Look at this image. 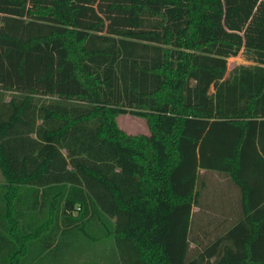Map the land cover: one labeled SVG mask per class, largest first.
Instances as JSON below:
<instances>
[{"label":"trees","instance_id":"trees-1","mask_svg":"<svg viewBox=\"0 0 264 264\" xmlns=\"http://www.w3.org/2000/svg\"><path fill=\"white\" fill-rule=\"evenodd\" d=\"M241 51L256 63L226 75ZM127 112L149 133L121 128ZM199 168L241 196L202 240ZM0 170V264H30L35 236L13 229L42 210L39 251L87 223L119 264H264V0H0Z\"/></svg>","mask_w":264,"mask_h":264},{"label":"rangeland","instance_id":"rangeland-1","mask_svg":"<svg viewBox=\"0 0 264 264\" xmlns=\"http://www.w3.org/2000/svg\"><path fill=\"white\" fill-rule=\"evenodd\" d=\"M250 64L254 63L253 60L248 59L247 56L245 55L244 52H240L237 55L231 56L228 58V70H227V75L230 74V72L234 69V67L238 64ZM8 98V95H7ZM116 120L118 125L123 128L127 133L131 134H136V133H149V128L147 125V122L144 117L138 116L132 113H119L116 115ZM204 186L203 188H200V196H199V209L196 210L197 212L193 214V224L197 223L200 229L196 231V235L198 239H207L211 234L212 230L210 228L211 222L208 220L210 217L211 213L213 212V199H216L217 201H224V197H228V194L232 195V198H234L235 202L233 203V208L236 217L237 211L240 209V205L238 204V195H239V188L232 182V179L224 172H205L204 173ZM5 181V178L0 170V233L7 235L9 232L7 230V225L10 224L9 218L6 215V207H5V202L3 201V193L5 189H3L2 184ZM23 188V186H22ZM17 191H12V196L13 199H17L20 197L21 193L24 191L22 190ZM224 195V196H223ZM25 202L30 203L29 199L26 198L24 199ZM26 210H28V207H25ZM48 211L47 210H42V213H40V223L46 222V224H49L52 222L53 224V217L49 218L50 214H46ZM26 214H32L31 212H27ZM10 215H12L10 213ZM52 216V215H51ZM44 220V221H43ZM51 224V225H52ZM63 226V225H61ZM90 226L88 224L82 225L78 230L79 236H71L66 234L65 232H62L59 234V244L56 246V241L55 245H52L51 247L47 248L43 254V259L46 260L45 264H51L52 261V255H54V259H56V250H59L58 252L63 251L64 256L61 259H64L67 264H87L88 262H91L89 258H94L96 256H103L105 251H106V246H112V242H107L103 240H97V241H92L89 240L88 234H90ZM76 229V228H75ZM73 229V231L75 230ZM19 228H16L14 226L13 232L18 231ZM40 231V233H44ZM46 231V230H45ZM76 232V231H75ZM90 232V233H89ZM56 235V234H55ZM56 238V236H54ZM259 239V238H258ZM261 240H257V245L255 247L253 246V256L255 258H263L264 257V235H262ZM66 240H71L72 246H67L66 247ZM39 241V245L42 244L41 240ZM78 242V244H75V242ZM17 244L19 241H17ZM75 246H78L75 247ZM3 255V252L0 249V260ZM6 256V254H4ZM51 262H50V261ZM93 262V261H92ZM56 264V263H55ZM92 264H99L96 260Z\"/></svg>","mask_w":264,"mask_h":264},{"label":"crops","instance_id":"crops-1","mask_svg":"<svg viewBox=\"0 0 264 264\" xmlns=\"http://www.w3.org/2000/svg\"><path fill=\"white\" fill-rule=\"evenodd\" d=\"M254 63H256V62L254 61ZM254 63H250V64H254ZM226 75H227V73H226ZM210 90H212V87L210 88ZM213 90H214V87H213ZM211 171L221 172L219 170L204 171V168H199V172H211ZM24 186L25 185H23V188H22L23 191H25ZM225 195H228V197H224V198H226V199H224V201H217L216 199H213V210H212L213 212L211 213L210 217L208 218V220L212 223L210 226V228L212 230V234H213V229L217 228L216 225L218 223H220L221 221L225 222V223H230L235 218L234 217L235 212H234V208H233V203L235 202V200H234V198H232V195L228 194V191H227V194H225ZM238 198L239 199L237 201H238V204L240 205V203H241L240 193L238 195ZM198 209H199L198 205L193 206L194 214L197 212L196 210H198ZM39 215L40 214L38 212H34L32 214H26V212H24L21 215L20 219H17V222H15L16 228H19L21 232H24V231L30 232V233H33V236H35V238H32L31 245H28L29 242L27 241L29 236H26V239H25L26 241H24L25 244L28 243L27 245H25V250H26V254L28 255L27 259H30V261H29L30 264H45V260L43 259V256H44L43 252L44 251H43V249H41V251H39V241H38V236H39V232H40V228H39L40 217H39ZM193 229H194L193 233L196 235V231L198 229H200V227L198 226L197 223H195V224H193ZM101 240H103V239H101ZM104 240L105 241L107 240V242H112L113 245L112 246L108 245V247L106 246V251H105L103 256H96L95 259L89 258V260L91 262H88L87 264H92L93 262H95V260L99 264H119L118 253H117V248L115 247V244H114V239L112 237H106V238H104ZM63 256H62V258H63ZM55 263L56 264H67L64 259H61L58 263L55 260V262H53L51 264H55Z\"/></svg>","mask_w":264,"mask_h":264}]
</instances>
